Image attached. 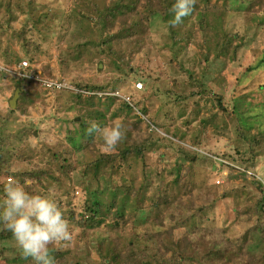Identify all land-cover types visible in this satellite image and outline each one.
Here are the masks:
<instances>
[{
	"label": "rangeland",
	"instance_id": "374dc122",
	"mask_svg": "<svg viewBox=\"0 0 264 264\" xmlns=\"http://www.w3.org/2000/svg\"><path fill=\"white\" fill-rule=\"evenodd\" d=\"M147 1L154 7L164 5V0ZM250 1L228 0L227 9L219 4L211 19H193L195 31L192 19L186 17L185 26L172 29L173 39L169 38L168 25L155 15L150 24V35L143 44L135 37L128 45L127 40L131 39L129 24L117 22L108 31L117 33L111 45L136 70L128 77L116 71L110 57L99 52L98 46H87L81 50V55L78 54V42L84 41L75 36L81 22L75 6L80 0H35L31 3L33 10L27 7L28 0H12L11 3L16 16L11 22V31L16 33L10 37L8 45L22 58L21 61L26 59L36 63L44 76L63 78L73 85L82 80L116 84L121 86L120 92L131 97L135 105L133 111L124 110L113 118V111L124 102L119 98L105 112L104 120L106 124L117 118L124 120L126 136L119 148L127 147L132 139L141 141L149 137L145 161L153 186L164 189V180L171 181L177 176L178 163L183 162L181 172H185L188 161L180 156L179 146L163 139L172 136L148 126V117L172 121L170 133L184 137L185 148L196 151L193 183L190 180L192 191L183 188L180 205L171 207V215L166 221L176 226L188 218L176 229L178 234L193 239V252L185 259L187 264H243L251 256L259 259L264 256V211L257 214L254 209L260 196L257 183L264 179V5L247 11ZM48 11V17L44 19V13ZM86 11L88 8L82 12ZM200 11V15L206 12ZM38 14L42 17L36 19ZM20 29L21 35L30 42L28 46L20 39L17 32ZM190 35L193 39L183 41ZM171 58L175 61H169ZM0 64L11 65L1 58ZM191 74L206 82L208 93L190 98L188 112L198 113V116H191L192 121L188 123L186 116H179L182 107L176 100L183 99V93L198 91V85L190 82ZM139 81L143 83V89L136 91L135 84ZM21 88L20 108L8 114L15 86L9 75L0 79V129L17 132L30 124L36 128L34 135L9 144L7 162L21 170L48 166L56 171L58 164L54 153L65 147L71 148L79 163L71 172L70 183L74 190L69 196L79 201L84 193L81 165L85 153L71 147L67 136L68 130L75 129L77 133L73 136L82 141L80 126L71 119L75 117L76 122L81 121L90 106L73 101L68 91L45 90L33 82H23ZM220 95L226 106L233 110L230 116L219 109L216 96ZM144 108L147 115H141L139 120V110L144 111ZM92 149L94 153L97 149L112 152L105 150L98 137ZM219 179L220 183L217 182ZM62 188L59 186L51 191L56 200L59 197L62 201L69 200ZM246 230L249 231L248 238L243 242ZM78 232L79 229L74 228L73 236ZM8 246L11 254L19 251L14 239ZM219 249L223 255L214 256ZM211 252L214 254L210 255ZM202 255L205 257L201 258ZM89 258L98 259L96 250L92 249ZM237 259L241 260L237 263Z\"/></svg>",
	"mask_w": 264,
	"mask_h": 264
},
{
	"label": "trees",
	"instance_id": "16d2710c",
	"mask_svg": "<svg viewBox=\"0 0 264 264\" xmlns=\"http://www.w3.org/2000/svg\"><path fill=\"white\" fill-rule=\"evenodd\" d=\"M34 1L28 0L27 7L33 10L34 7L31 6V3ZM219 2L220 0H215L214 3H212V0H196L194 10L188 16L190 20L192 19L191 23L194 31L196 25L193 19L197 21L201 17L211 19L215 15L214 10L219 4L225 5L226 8L228 0H223L222 3ZM11 3L12 0H0V58L8 64L18 63L22 59L8 45L10 37L16 33L14 30L11 31V22L16 19L12 12ZM174 3L175 0H164V5L154 7L147 0H80V5L76 4L75 6V13L76 15L79 14L81 19L75 36L84 38V41L78 42V54L81 55V50L87 46H98L100 47L99 52L110 57V62L118 73L125 77L130 76L136 70L111 45L117 33L115 35L114 33L110 34L109 28L117 22H121L123 25L129 24L128 30L131 39L128 38V45L132 43L135 37L141 39L140 44H143L147 36L150 35L152 18L159 15L162 21L168 25L169 38L173 39L174 31L172 29L174 27L170 24L173 13L170 9ZM259 5H264V0H251L246 10L250 11ZM20 6L24 11L23 5ZM89 7L91 8L89 9ZM85 8H88V11L82 12ZM200 10H206V12L200 15ZM48 13L49 11L44 13V19L48 17ZM41 17L42 14H38L36 19ZM96 17L98 18L96 19ZM184 19L179 26H185ZM17 32L21 35V29ZM20 39L24 45L28 46L30 44L24 36L21 35ZM190 39H193L191 35L190 38L183 39V41ZM4 41L5 44H3ZM169 61L173 62L175 59L171 58ZM5 76L6 74L0 71V79ZM9 78L15 89L18 86L20 87V93H22L21 86L23 82L32 83L29 78L15 76H9ZM190 80L192 84L198 85V91L190 94L183 93V99L178 98L176 100L178 105L182 107L179 116H186L187 120L185 121L188 123L192 121L191 116H198V113L194 115L188 112L191 106L190 98L194 95L201 96L208 93L204 80L196 78L194 74L190 75ZM117 81L120 82L121 80L117 78ZM73 83L79 90L93 92L90 95H83L80 91L76 93L67 89L60 90L68 91L69 97L78 104L85 103L90 106V108L85 106L87 109L85 111L86 118L81 116L82 120L79 122H76L77 118L75 117L71 119L72 123H78L80 126L79 132L82 141H77L73 136L77 133L75 129L74 131L68 130L67 136L71 147H75L79 151L84 150L85 153L82 154L85 161L81 165V183L84 189L82 198L76 202L72 196H69L70 192L74 190L71 188L70 183L71 172L79 163L75 159V153L71 148L65 147L68 150L63 149L54 153V159L58 164L56 171L51 170L48 166L44 169L21 170L13 168L7 162L6 150L9 144L22 140L24 136L34 135L36 128L33 127V124H30L17 132H3L0 129L1 202L5 199L4 186L10 181L7 180L8 177L22 185L27 181L30 185L27 190L34 194L45 195L49 193V190L56 189L59 186L63 187L65 196H69L70 199L62 201L59 197L57 203L65 218L74 225V228H78L79 232L73 236L71 246L67 249L55 250L52 247L50 248V254L55 258L56 264H187L185 259L188 253L193 252V239L188 238L185 234H178L176 229L184 225L183 223H186L188 218L186 220L184 218L182 224L178 223L176 226L169 225L166 221L171 215V207L180 205L183 188H186V191H192L193 166L197 160L196 151L192 152L190 149L185 148L186 146L183 144L185 142L184 137H176L175 134L170 133L172 131L170 130L172 121L171 123L165 119L158 120L155 116L148 117V126L159 128L167 135L172 136H166L163 139L179 146V149H181L180 156L183 157L184 161H188L185 172H181L183 162L178 163L176 167L177 176L171 181L164 180V189L161 187L156 188L146 172L145 150L149 137L141 141L132 139L127 147H117L112 152H102L97 149L94 153L92 148L96 137L89 136L86 133L88 121L90 120L97 119L102 125H106L105 112L109 111L114 102L119 99V97L107 93L119 91L121 86L109 82H85L83 80ZM24 92L25 90H23ZM216 99L219 109L230 116L233 110L226 106L224 98L220 95L216 96ZM182 101L184 102L182 103ZM134 107L133 101H131V104L124 101L121 106L113 111L111 116L115 118L124 110L133 111ZM15 108H20V99H17ZM15 108H9L8 114L14 113ZM68 108L71 109L72 107L69 106ZM145 110V108L144 111L139 110L140 115H137L139 120H141V115H147V110L146 112ZM87 118L90 120H87ZM194 143L197 144L198 142L195 141ZM86 154L90 155L86 156ZM188 181L190 183L186 184ZM257 187L260 196L254 209L257 214H260L264 211L263 182L258 181ZM147 208H149L148 212L146 211ZM248 232L246 230L243 234V242L248 238ZM12 239H14L12 233L4 229L3 224L0 223V264H34L30 258L24 259L20 251L11 254L8 242ZM240 246L242 247V245ZM92 249L96 250L98 259L89 258ZM209 254L213 255L214 252ZM218 255L222 256L223 251L219 249L214 254V256ZM152 256L153 259L151 260L150 257ZM204 257L202 255L201 258ZM195 264L206 263L196 262Z\"/></svg>",
	"mask_w": 264,
	"mask_h": 264
},
{
	"label": "clouds",
	"instance_id": "9594fccd",
	"mask_svg": "<svg viewBox=\"0 0 264 264\" xmlns=\"http://www.w3.org/2000/svg\"><path fill=\"white\" fill-rule=\"evenodd\" d=\"M196 0H175L170 11L175 27L192 14ZM86 133L103 141L105 150L115 151L125 139L126 127L117 118L111 124L102 125L95 120L88 121ZM264 182V179H262ZM29 183L10 180L4 186L5 199L0 204V223L10 231L24 259H31L34 264H56L50 254V246L55 250H64L73 241L74 225L65 218L57 200L49 194L30 193Z\"/></svg>",
	"mask_w": 264,
	"mask_h": 264
},
{
	"label": "built area",
	"instance_id": "2783aa9c",
	"mask_svg": "<svg viewBox=\"0 0 264 264\" xmlns=\"http://www.w3.org/2000/svg\"><path fill=\"white\" fill-rule=\"evenodd\" d=\"M0 71L4 72L9 76H15V77H23V78H29L32 80L34 84H37L41 88L49 91L54 90H71L74 92H81L83 95H90L93 92H88L85 90H79L76 88L73 84L67 82L63 78L59 77H46L42 74L41 71L38 70L36 63L30 62L29 60H22L17 64H11V65H2L0 64ZM136 89H143V83L141 81L137 82L135 84ZM111 95H115L119 98H122L124 101L131 104V97L129 95H126L120 91L107 93ZM225 160H220V162L224 163ZM226 162V161H225ZM218 183L221 182V180H217ZM78 193V192H77Z\"/></svg>",
	"mask_w": 264,
	"mask_h": 264
},
{
	"label": "crops",
	"instance_id": "0c3cea01",
	"mask_svg": "<svg viewBox=\"0 0 264 264\" xmlns=\"http://www.w3.org/2000/svg\"><path fill=\"white\" fill-rule=\"evenodd\" d=\"M223 2V0L221 1V3ZM39 70V69H38ZM7 79V78H6ZM4 79V81L6 80ZM139 89H136V91H138ZM241 259H237L236 262L238 263V261H240ZM243 264H264V256L262 259L259 258H254V257H250V258H246V263Z\"/></svg>",
	"mask_w": 264,
	"mask_h": 264
},
{
	"label": "water",
	"instance_id": "95a60500",
	"mask_svg": "<svg viewBox=\"0 0 264 264\" xmlns=\"http://www.w3.org/2000/svg\"><path fill=\"white\" fill-rule=\"evenodd\" d=\"M19 95H20V87L18 86V87H16L15 92H14V94H13V96L10 99V102H9V106L11 108L14 109L16 107V105H17V99H18Z\"/></svg>",
	"mask_w": 264,
	"mask_h": 264
}]
</instances>
